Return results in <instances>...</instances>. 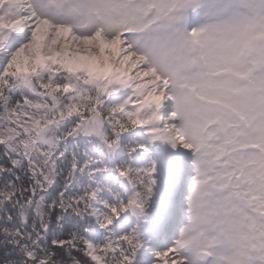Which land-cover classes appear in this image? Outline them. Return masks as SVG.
Segmentation results:
<instances>
[{"label": "snow or ice", "instance_id": "obj_1", "mask_svg": "<svg viewBox=\"0 0 264 264\" xmlns=\"http://www.w3.org/2000/svg\"><path fill=\"white\" fill-rule=\"evenodd\" d=\"M0 264H264V0H0Z\"/></svg>", "mask_w": 264, "mask_h": 264}]
</instances>
